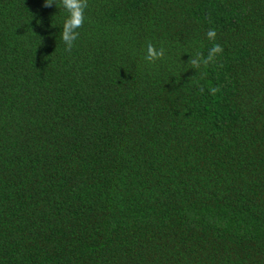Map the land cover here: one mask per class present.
I'll return each instance as SVG.
<instances>
[{"label": "trees", "instance_id": "obj_1", "mask_svg": "<svg viewBox=\"0 0 264 264\" xmlns=\"http://www.w3.org/2000/svg\"><path fill=\"white\" fill-rule=\"evenodd\" d=\"M43 4L0 0V264H264V0H88L71 52Z\"/></svg>", "mask_w": 264, "mask_h": 264}, {"label": "clouds", "instance_id": "obj_2", "mask_svg": "<svg viewBox=\"0 0 264 264\" xmlns=\"http://www.w3.org/2000/svg\"><path fill=\"white\" fill-rule=\"evenodd\" d=\"M56 4V0H44L43 7L48 8ZM61 6L66 10L68 16L63 24L62 30V40L66 45L65 51L71 52L74 42L79 38V29L84 26L86 20V9L88 8V0H60ZM57 6V4H56ZM207 38L210 41H215L217 39V32L214 28L209 29L206 33ZM224 48L219 43H214L213 46L208 50L207 55L203 53L191 54L190 60L187 62L195 68L197 71L201 66L207 67L211 63H215L216 58L222 55ZM165 58V49L163 47L157 48L151 42L147 44L145 59L150 63H155L158 60ZM222 67V65H221ZM203 92V88L200 89ZM219 91V88L212 87L210 92L215 95Z\"/></svg>", "mask_w": 264, "mask_h": 264}]
</instances>
